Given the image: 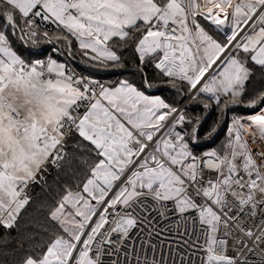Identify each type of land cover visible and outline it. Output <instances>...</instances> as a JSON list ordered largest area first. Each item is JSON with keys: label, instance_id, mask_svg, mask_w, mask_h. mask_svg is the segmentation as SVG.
Wrapping results in <instances>:
<instances>
[{"label": "snow or ice", "instance_id": "6c2138e0", "mask_svg": "<svg viewBox=\"0 0 264 264\" xmlns=\"http://www.w3.org/2000/svg\"><path fill=\"white\" fill-rule=\"evenodd\" d=\"M14 41L62 44L72 58L75 41L81 63L104 71L123 68L119 53L133 47L138 71L154 67L156 86L189 104L215 105L222 116L259 111L233 116L221 149L197 155L199 117L126 80L108 86L50 57L27 61ZM250 62L264 81V0H0V226L19 230L31 186L47 189L50 167L83 177L47 206L46 250L22 264H236L220 235L230 222L238 227L228 197L245 215L264 213V152L250 146L264 143V83L257 87ZM241 231L264 244V231ZM137 235L151 260L129 243Z\"/></svg>", "mask_w": 264, "mask_h": 264}, {"label": "trees", "instance_id": "16d2710c", "mask_svg": "<svg viewBox=\"0 0 264 264\" xmlns=\"http://www.w3.org/2000/svg\"><path fill=\"white\" fill-rule=\"evenodd\" d=\"M205 27L207 28L208 25L205 24ZM213 34L217 35L215 33ZM217 38L223 40L221 34L218 35ZM13 46L18 54L27 61H34L37 59L46 60L49 57H54L55 50H57L58 47L56 44L54 46H52V44H44L41 45L39 49L34 50L21 45L18 41H14ZM59 47L60 51L67 55V50L63 48V45L61 44ZM72 51L76 53L75 58L68 57L82 75L100 80L108 86H115L120 81L126 80L149 94L162 95L166 102L173 104L177 108L186 98L179 96L173 89L156 86L155 82L158 81L159 77L157 76L158 70L154 67H145L143 73L138 71L140 60L133 47H127L119 53L124 57L125 66L113 71L97 70L86 67L81 63V56L78 53L75 41H73ZM249 67L253 68V79L257 80V87H259L264 83V81L258 79L260 76L259 67L252 62L249 63ZM148 83L153 84L151 89L148 88ZM258 111L259 108L236 107L229 109L227 113L229 117L228 125L223 134H220L225 127L226 115L222 116L215 105L205 111L202 105L188 104L184 110L185 114L193 118H200L197 132L199 141L192 145L194 152L200 155L208 150H220L228 137V128L230 127L233 116L255 114ZM217 123H219V127L215 134L205 139L207 133H209ZM185 127L190 128L191 125H185ZM73 139H75V137H73ZM212 141H214L213 144ZM71 143L72 140H70V145ZM81 155L86 156L88 154L85 152L81 153ZM82 171V167H75V172L79 173ZM46 179L49 184L47 189L42 190L41 186L38 184L31 186L30 195L32 201L25 211L21 213L22 219L19 220V230L15 228L6 230L0 226V264H22L23 259L27 255H35L38 252L46 250L47 242L49 241V233L44 231V229H50V224L47 220V206L58 198V194L63 193L62 186L64 184L67 183L69 186L75 188L76 181H82L83 177L76 176L74 179L73 174L70 172H61L58 176L57 171L50 167L46 174ZM40 245H43V247H40Z\"/></svg>", "mask_w": 264, "mask_h": 264}, {"label": "built area", "instance_id": "2783aa9c", "mask_svg": "<svg viewBox=\"0 0 264 264\" xmlns=\"http://www.w3.org/2000/svg\"><path fill=\"white\" fill-rule=\"evenodd\" d=\"M251 23L252 22H249V26L245 28V32H247L249 30V28L251 27ZM258 27H259V25H257V28ZM253 31H255V30H253ZM243 34L244 33H241V35H243ZM237 39H239V37H237ZM54 45L55 44L53 43L52 46H54ZM62 53L63 52H61L60 50L59 51L55 50L54 55H55V57L61 59L63 62H66L69 66H71L79 74H81L75 68L71 59L66 54H64V53L62 54ZM187 100H188V98L186 97L185 100L183 101V103L178 107V109H180V111L184 112V110L188 106L189 103L187 102ZM249 140H251V137H249ZM146 143H148V147L145 148V153L153 151L152 144L155 143V138L152 142L146 141ZM250 146L252 147L254 154L257 151L264 152V143H261L258 141L256 144H251ZM134 147H138V145H136ZM141 158H143V157H141ZM125 178H122V180ZM121 181L117 182V186ZM190 194L192 195V198L197 203L201 202L202 196L196 195L194 192L191 191V189H190ZM109 197H111V196H109ZM257 199H259V196L257 197ZM228 200H229V203H227L225 210L227 211L230 209L229 214L232 216H236L239 213V221H238V227L230 222L229 227L223 228L221 233H220V235L228 241L227 255L229 257H236L237 258L236 264H244L245 259H247V260H262V259H264V244H261L259 247H257L256 244L254 243L255 238L253 237L252 239H249L248 236L245 235V233L241 231V229H251L257 236H259L260 231H264V225H260L261 219L264 218V213L257 210V214L254 217L251 215H245V212L240 211L239 207L237 206L236 201H234L231 196L228 197ZM119 207L120 206L117 205V208H119ZM109 219H110V221H112L111 217ZM112 222L114 223V221H112ZM161 223L163 224L166 222L161 221ZM108 227H109V225L106 224L104 229L101 230V232L103 233L106 229H108ZM97 239L99 240V237H97ZM113 239H115V236H113ZM143 240H144V237L142 235H137V236H133L132 241L129 243L130 244L135 243L136 254L138 256H140L141 260L144 259V256H147V258L149 260H151L152 257H151V255H149L147 253V249H145V252L143 255H141V253H140V242ZM242 241L247 244V247L242 246V243H241ZM157 243H159V241H157ZM104 247L107 248L109 246L104 245ZM93 248H95V244L93 245ZM250 249L255 250V255H253V253L250 251ZM131 252H132V248L129 247V253H131ZM92 255L94 256L95 253L93 252ZM120 256H121V258H123V251L122 250H121ZM165 258H166V255H165ZM101 259L110 262V260L116 259V257L115 256H111V257L103 256V257H101ZM128 259H129V261H131L132 256L129 255Z\"/></svg>", "mask_w": 264, "mask_h": 264}, {"label": "water", "instance_id": "95a60500", "mask_svg": "<svg viewBox=\"0 0 264 264\" xmlns=\"http://www.w3.org/2000/svg\"><path fill=\"white\" fill-rule=\"evenodd\" d=\"M221 59H223V57L221 58ZM202 83H203V81H202ZM228 120H229V117H228V115H226V123H225V127L222 129V131L220 132V134H223V132L225 131V128H226V126L228 125ZM214 143V141H212V144ZM115 190V188L113 189V191ZM113 191L111 192V194H110V196L112 195V193H113ZM79 247V246H78ZM75 255V254H74Z\"/></svg>", "mask_w": 264, "mask_h": 264}, {"label": "crops", "instance_id": "0c3cea01", "mask_svg": "<svg viewBox=\"0 0 264 264\" xmlns=\"http://www.w3.org/2000/svg\"><path fill=\"white\" fill-rule=\"evenodd\" d=\"M199 18V17H198ZM222 35V34H221ZM50 58H52V59H56L57 61H60V62H63L61 59H59V58H57V57H50ZM217 63H219V61H217ZM213 67H215V65L213 66ZM259 67V66H258ZM146 94H148V95H159V96H161L163 99H165L162 95H160V94H149V93H147V92H145Z\"/></svg>", "mask_w": 264, "mask_h": 264}, {"label": "rangeland", "instance_id": "374dc122", "mask_svg": "<svg viewBox=\"0 0 264 264\" xmlns=\"http://www.w3.org/2000/svg\"><path fill=\"white\" fill-rule=\"evenodd\" d=\"M231 121H232V119H231ZM230 125H231V123H230ZM114 189V188H113ZM113 189H112V191H113ZM116 190V189H115ZM111 191V192H112ZM111 192L109 193V196H110V194H111ZM114 193V192H113ZM93 203H95L94 201H93ZM110 211H111V209H110ZM95 219V217H93V220ZM75 254V253H74Z\"/></svg>", "mask_w": 264, "mask_h": 264}, {"label": "bare ground", "instance_id": "6f19581e", "mask_svg": "<svg viewBox=\"0 0 264 264\" xmlns=\"http://www.w3.org/2000/svg\"><path fill=\"white\" fill-rule=\"evenodd\" d=\"M206 79H207V77H206ZM122 182H123V180H122L120 183H122ZM120 183H119V184H120ZM119 184H118V186H119ZM118 186H117V187H118ZM115 191H116V190H115ZM115 191H114V192H115Z\"/></svg>", "mask_w": 264, "mask_h": 264}]
</instances>
